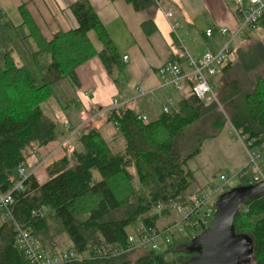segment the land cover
<instances>
[{
    "label": "trees",
    "instance_id": "1",
    "mask_svg": "<svg viewBox=\"0 0 264 264\" xmlns=\"http://www.w3.org/2000/svg\"><path fill=\"white\" fill-rule=\"evenodd\" d=\"M126 1L137 11L173 2ZM71 10L78 27L58 30L47 40L26 8H20L23 23L30 30L28 37L34 42L29 55L40 73L41 85L13 48L0 58V194L14 188L10 178L20 166L29 167L40 149L60 139L59 123L43 109L44 103L56 98L54 87L65 80L78 85L77 69L96 56L109 72L119 62V53L89 0H78ZM259 26L264 27V14L256 24ZM143 29L151 35L156 29L154 21L145 22ZM253 29L247 26L244 32ZM91 31L102 42V50L96 48ZM233 61L220 67V77L217 82L214 79L217 98L227 116L218 102L207 105L190 92L178 101L177 110L162 112L147 123L131 108L114 109L109 112V121L126 142L119 152H114L101 130L92 126L93 119L71 127V133L79 127L74 135H80L81 150H70L54 160L53 154L48 159L46 182L31 173L24 190L15 191L12 217L0 222V264H30L17 243L14 222L30 230L47 255L75 251L82 257L65 264H115L119 256L136 250H148L140 259L143 264H185L197 255L191 249L192 240L204 228L193 236L175 239L164 253L144 247L131 249L129 237L140 229L156 228L162 218L176 219L171 201L182 197L190 185L187 163L201 153L207 139L221 134L227 117L235 128L244 129L252 148L264 151V76H257L252 88L243 89L237 81L223 78ZM194 129L189 142L184 140L186 132ZM62 134L66 140L60 147L66 149L70 134L65 130ZM253 178L245 176L244 169L237 186L253 184ZM135 179L139 186L134 185ZM114 182L121 183L120 193ZM159 206L161 212H153ZM139 224L141 228L131 233L130 227ZM234 226L237 234L253 240L252 264H264V196L245 198ZM121 249L125 251L119 253ZM167 254L171 260L166 259Z\"/></svg>",
    "mask_w": 264,
    "mask_h": 264
},
{
    "label": "crops",
    "instance_id": "2",
    "mask_svg": "<svg viewBox=\"0 0 264 264\" xmlns=\"http://www.w3.org/2000/svg\"><path fill=\"white\" fill-rule=\"evenodd\" d=\"M77 1L0 0V37L5 39L2 41L5 52L7 49L13 48L17 58L24 62L25 57L21 55V51L26 50L29 58V54L34 50L33 40L28 37L30 30L23 23L21 6L26 8L43 36L47 40H51L53 34L58 30L67 32L78 27V22L71 10V5ZM179 1V4L184 7L183 1ZM89 2L105 26L120 57L119 62L109 72L99 56H96L77 69L78 85H74L68 80L77 98V104L73 103L71 106L80 105L90 117L101 118L103 115H107L109 120L107 110L114 99L120 101L131 99L132 101L125 109L131 108L135 112L147 115V117L149 113H153L157 118L162 113V107L167 97H173L176 104L181 99V94L175 88L164 86L158 73L159 68L170 60H180L185 66L187 55L198 59L208 50L216 51L222 45L218 44L217 34L214 32V37L211 38L213 46L211 45L209 49L195 56L194 50L185 45L186 33H179L180 30H178L181 24L186 27L189 23L187 14L184 11L186 16L177 15L174 10L175 4L171 1H168L165 6L156 5L144 11L135 10L133 5L126 0H89ZM221 2V0H211L212 18L215 24L235 29L239 23V17L229 14L226 9H229L230 5L225 1L224 4ZM150 20L154 21L156 29L151 35H147L143 24ZM212 24L210 21L207 30L211 29L210 25ZM215 24L212 27H217ZM92 32L94 31H91L89 35ZM100 43L102 42L100 41ZM95 46L98 50H102L104 47L103 44L100 47L96 44ZM124 56L129 57L127 61L123 59ZM142 92H146V94L142 95ZM152 99L154 102L150 103ZM131 103L132 105H130ZM99 106V112L91 115V112ZM95 128L100 129L101 127L95 126ZM101 133L107 141L105 128H101ZM63 143L58 140L43 147L38 155L30 160V165L34 164L33 161L38 164L41 161L39 158H43L47 154L46 151L52 152ZM57 151L56 154L60 150ZM30 165L28 174H31L39 166Z\"/></svg>",
    "mask_w": 264,
    "mask_h": 264
},
{
    "label": "rangeland",
    "instance_id": "3",
    "mask_svg": "<svg viewBox=\"0 0 264 264\" xmlns=\"http://www.w3.org/2000/svg\"><path fill=\"white\" fill-rule=\"evenodd\" d=\"M172 1L175 4L174 10L177 15L181 14L183 16H186L187 14V21L189 23H187L186 27H183L181 24V27H179L178 30H180L179 33L185 32L187 34H185L187 41H185V45L194 50V55L198 56L200 52L203 53L204 51L209 49L211 45L213 46L211 42L212 39L206 36V31L208 28L207 25L210 24V21L213 23V26L215 24L212 18L213 16L211 7L213 6L210 5L211 0H182L185 4L184 7L179 4V0ZM221 1V4H224L225 1L228 5H230L228 6L229 9H226L229 14H234V17H238L239 12H237L238 6L236 0ZM181 7L183 8L182 10ZM184 11L186 12V14L184 13ZM240 20L241 17L239 18L238 25L240 24ZM212 25H210L211 29H213L217 34L216 36L218 38V44L220 45L223 43V38L222 36H220L218 31L220 26H218L219 24H215L217 27H212ZM90 36L94 43L98 47H100L102 43H100L97 34L95 32H92ZM3 40L5 39L3 37H0V58H3L5 54V49H3L2 47ZM234 48L236 49V54L233 52L232 55L231 60H234L232 69L230 70V72H227L223 78L235 80L239 83L240 87L247 90L253 87L255 78L257 76H264V27L259 26L254 28L250 32L242 33V35L235 40ZM191 52L193 53V51ZM21 55L25 57V61L22 63L27 64L30 67L32 73L36 78V83L38 85H41L42 79L40 73L38 72V69L36 68L34 63L31 61L30 57L28 58L27 51H21ZM219 77L220 76L218 74L215 79L216 82L218 81ZM54 90L56 92V98L50 99L47 103H44L43 109L50 117H52L59 123L57 127V133L60 137L59 142L63 141L65 143L66 139L64 140L65 137H63L62 134L64 130L69 132L71 142L67 145L66 149L60 147L62 146L60 144L59 147L61 149H59V153L54 154L53 160L60 156L64 157L67 152H70V150H81L82 145L80 142V135L75 136L74 133L76 130L71 133L70 129L73 126H78V123H81L83 121L79 125L81 126L90 119H93L91 124L94 128L95 126L105 128V137L107 138V141L109 142L114 152L123 151L125 149V138L119 133L116 125L112 122L110 123L107 115H103L101 118L90 117L88 113L81 108L80 105L71 106L73 103L75 105L77 104V98L68 80H65L56 85L54 87ZM218 104L220 110L226 115L225 108L220 99L218 100ZM130 105H132V103ZM99 110L100 106L99 108L96 107L91 112V115L94 113H98ZM108 112L109 111H107V113ZM148 117L151 121L156 119V116L153 113H149ZM192 131L190 130L186 132L187 135L185 134L186 137H184V140L189 142V138L191 136L193 137L195 134V129L193 132ZM237 132L239 134H241L240 132H243L241 136H247L243 128H235L227 117V125L226 127H224L221 134L217 138L207 139L204 142L203 146L201 147V153L187 163L186 169L191 173L190 185L184 192L182 197H178L176 200L171 201L173 207L178 204L183 205L191 194L196 193L199 190L211 194L214 189L223 187L226 181H228V190L236 187L240 180V172L244 169L245 176L247 177L252 178L257 175V171L250 166V158L244 144L239 139ZM255 150L261 155V164L264 165V151L260 150L259 148H255ZM45 153L47 154L44 157H46L50 153V150L48 152L46 151ZM43 158L41 157L39 159H41L42 161ZM49 161L50 160H48L45 165L41 166L40 168L38 166L37 169H39H35L32 172L42 183L48 180V177L46 175V167L50 164ZM33 163L34 164L31 166H36V161H33ZM25 168L26 173L28 174L30 168L28 166H25ZM131 171L133 173V169H131ZM221 175L225 176L227 180H221ZM14 176L16 178L18 177L17 171L14 173ZM133 183L134 185L139 186L137 179H135ZM119 185H121L120 182H114V186L116 187L118 193H120L122 189L121 187H119ZM224 191H220L219 193L221 194ZM218 196L219 194L214 197V202L217 200ZM161 209L156 207L153 212H161ZM172 214L176 216L175 209ZM167 221H169L167 218H162L159 224H164ZM140 226L141 224L135 227H130L129 230L131 233H133L136 231V228L140 229ZM165 250L166 248L160 250V253H164ZM148 253V250H136L127 255L119 256V258L116 259L115 264H143L140 259L142 257H145L144 255H147ZM166 259L171 260L172 256L167 254Z\"/></svg>",
    "mask_w": 264,
    "mask_h": 264
},
{
    "label": "built area",
    "instance_id": "4",
    "mask_svg": "<svg viewBox=\"0 0 264 264\" xmlns=\"http://www.w3.org/2000/svg\"><path fill=\"white\" fill-rule=\"evenodd\" d=\"M236 2L238 12L241 15L240 24L237 25L235 29L228 26L219 27V34L224 41L216 51L208 50L198 59L187 55L185 66L182 62L172 60L164 63L159 68L158 73L165 87L175 88V90L181 94V98L185 97L190 92L193 96L202 100L207 105L218 102L214 87V79L218 75L220 67L231 61L235 40L244 33L247 26L255 28L264 14V0H236ZM206 36L208 38H213L214 30L208 29L206 31ZM128 58V56L123 57L125 61H127ZM189 82L193 84L190 85ZM145 94L146 92H142V95ZM131 101V99L122 101L115 99L107 111L125 109ZM153 102L154 99L150 101V103ZM177 107L173 97H167L163 104L162 112L171 113L177 110ZM136 113L139 120L145 123L149 122L147 115L141 112ZM78 129L79 127L76 130ZM240 133L243 134V132ZM241 134L237 132L250 158V166L257 171V175L253 178V183L264 181V167L261 164V155L252 148L251 143L247 140V136H241ZM56 150L57 149L44 157L39 167L44 164ZM17 175V178L14 175L10 178L11 181L15 183L14 188L6 194H0V219L12 217L11 205L14 202V193L15 191L24 190V183L30 174L26 173L25 167L20 166L17 169ZM220 179L224 181L227 180L223 175L220 176ZM227 189L228 181L225 182L223 187L214 189L211 194L202 190L191 194L183 205L178 204L175 206L177 216L175 220L167 221L150 230L140 229L138 234H131L129 237V248L136 249L144 247L152 251H160L167 248L175 239L195 235L197 229L206 228L210 225L215 213L213 199L216 195H220V191ZM158 208L161 209V206ZM14 230L17 234V243L23 250L30 264H65L82 260V257L75 251H66L52 256L47 255L30 230L22 227L17 222H14ZM124 251V249H121L118 252L123 253Z\"/></svg>",
    "mask_w": 264,
    "mask_h": 264
},
{
    "label": "water",
    "instance_id": "5",
    "mask_svg": "<svg viewBox=\"0 0 264 264\" xmlns=\"http://www.w3.org/2000/svg\"><path fill=\"white\" fill-rule=\"evenodd\" d=\"M264 196V181L237 186L221 193L216 200L212 222L193 237L192 248L198 254L185 264H249L254 255L253 240L237 234L236 213L244 199Z\"/></svg>",
    "mask_w": 264,
    "mask_h": 264
},
{
    "label": "flooded vegetation",
    "instance_id": "6",
    "mask_svg": "<svg viewBox=\"0 0 264 264\" xmlns=\"http://www.w3.org/2000/svg\"><path fill=\"white\" fill-rule=\"evenodd\" d=\"M194 247V245L191 246V249ZM194 257V256H193ZM249 264H252V263H249Z\"/></svg>",
    "mask_w": 264,
    "mask_h": 264
}]
</instances>
